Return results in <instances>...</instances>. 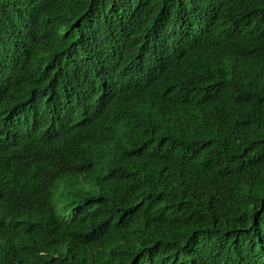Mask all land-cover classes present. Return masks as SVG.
<instances>
[{"label":"trees","instance_id":"trees-1","mask_svg":"<svg viewBox=\"0 0 264 264\" xmlns=\"http://www.w3.org/2000/svg\"><path fill=\"white\" fill-rule=\"evenodd\" d=\"M0 179V264H264V0H0Z\"/></svg>","mask_w":264,"mask_h":264},{"label":"clouds","instance_id":"clouds-1","mask_svg":"<svg viewBox=\"0 0 264 264\" xmlns=\"http://www.w3.org/2000/svg\"><path fill=\"white\" fill-rule=\"evenodd\" d=\"M114 48H117V46H115ZM114 50H116V49H114ZM114 52H115L116 56L118 57V59L122 62V64L120 66H118L117 68H115L111 74H109L108 76H106L103 79L106 81L102 80L103 81L102 85L97 87V84L95 83V81L92 82L91 87H89L90 83H88L87 85L86 84L84 85V90L87 89L88 87L95 90V92L90 96V98L100 99L104 95H107V92L109 90L114 89L113 86L117 87L119 83L126 84L127 87L129 85H131L130 82L132 81V79H134V78H132L134 76V70L131 71L132 69H130V66L127 63L125 64L124 61H127L126 57L122 56L118 51H114ZM88 76L89 75L86 72L85 79H87ZM41 81H44L45 83H47L42 78L38 82H41ZM48 87H49V84H47L45 88L47 89ZM47 95H48L47 97H43V99H41L40 101H35L37 99L34 98L33 101H31V105H32L31 108L33 110H35L36 112L42 113L43 115H49L52 118H56V115H53L52 113H48V111H47L48 108L52 109V111H58V112H62V111L67 110V112H70L69 114H72L71 116H77V118L82 115L81 112L79 114H75L74 107H76V106L68 103L64 98H62L60 96L61 95L60 93L55 95V93L52 92V93L47 94ZM53 98H55V99L52 100V102L49 104H42L39 106L38 105L36 106V104H34V103H42L43 101H50V99H53ZM26 102L19 100L18 105H22ZM84 182H85V179L82 180V183H84ZM63 190H64L63 188L57 189V192L59 193V195L63 194ZM44 263L45 262L37 263V264H44ZM46 263L47 264H65L67 262L59 263L57 261H49Z\"/></svg>","mask_w":264,"mask_h":264},{"label":"bare ground","instance_id":"bare-ground-1","mask_svg":"<svg viewBox=\"0 0 264 264\" xmlns=\"http://www.w3.org/2000/svg\"><path fill=\"white\" fill-rule=\"evenodd\" d=\"M181 20H182V19H181ZM177 24H178V23H177ZM179 28H180V27H179ZM94 30H95V29H94ZM177 31H178V30H177ZM80 40H81V39H80ZM153 40H154V39H153ZM196 40H197V39H196ZM151 41H152V40H150V42H151ZM153 42H154V41H153ZM191 42H192V41H191ZM193 42H194V41H193ZM193 42H192V43H193ZM195 42H196V41H195ZM80 43H82V42H80ZM151 43H152V42H151ZM151 43H149V45H151ZM192 43H191V44H192ZM156 45H158V44H156ZM159 45H160V44H159ZM189 45H190V44H189ZM93 46H94V45H93ZM190 46H191V45H190ZM90 47H91V46H89L88 48H90ZM157 47H158V46H157ZM161 47H162V45H161ZM85 48H86V47H85ZM151 48H152V47H151ZM73 49H74V48H73ZM93 49H94V47H93ZM157 49H158V48H157ZM71 50H72V49H71ZM76 50H77V49H76ZM82 50H83V49H82ZM87 50H88V49H87ZM91 50H92V49H91ZM75 52L78 53L77 51H75ZM75 52H73V53H75ZM81 52H82V56H83V52H84V51H81ZM88 52H89V51H88ZM70 53H71V51H70ZM90 53H91V52H90ZM73 55H74V54H73ZM78 55H79V54H78ZM143 55H144V54H143ZM71 56H72V55H71ZM80 56H81V55H80ZM82 56H81V58L84 57V56H83V57H82ZM156 56H157V55H156ZM159 56H160V54H159ZM76 57H77V56H76ZM140 57H141V56H140ZM145 57H147V56H145ZM154 57H155V56H154ZM67 58L70 59V57H67ZM74 58H75V57H74ZM74 58L72 57L71 59L73 60ZM81 58H80V59L78 58V59L81 60ZM86 58H87V57H86ZM90 58H91V57H90ZM94 58H95V57H94ZM138 58H139V57H138ZM142 58H144V57H142ZM155 58H156V57H155ZM155 58H154V59H155ZM69 59H68V60H69ZM74 60H75V59H74ZM91 60H92V58H91ZM91 60H90V61H91ZM69 61H70V60H69ZM76 61H77V60H75V62H76ZM83 61H84V59H83ZM90 61H89V62H90ZM135 61H136V60H135ZM142 61H144V60L142 59ZM147 61H148V60H147ZM64 62H65V61H63V63H64ZM70 62H71V61H70ZM72 62H73V61H72ZM86 62H88V59H87ZM89 62H88V64H90ZM144 62H145V61H144ZM144 62H143V64H144ZM159 62H160V61H159ZM164 62H165V61H164ZM60 63H61V61H60ZM68 63H69V62H68ZM78 63H79V62H78ZM78 63H75L74 66H76V64H78ZM84 63H85V62H84ZM166 63H167V62H166ZM65 64H66V63H65ZM73 64H74V63H73ZM86 64H87V63H86ZM86 64H85V65H86ZM152 64H153V63H152ZM155 64H156V61H155ZM155 64H154V65H155ZM63 65H64V64H63ZM70 65H72V64H70ZM70 65H69V68L71 67ZM79 65H80V63H79ZM85 65H84V66H85ZM141 65H142V64H141ZM154 65H153V66H154ZM54 66H57V65H54ZM66 66H67V65H66ZM66 66H65V67H66ZM74 66H73V67H74ZM87 66H89V65H87ZM87 66H85V67H87ZM93 66H94V65H93ZM93 66L91 65V67H93ZM135 66H136V65H135ZM138 66H139V65H138ZM157 66H158V65H157ZM73 67H72V69H73ZM159 67H161V65H160ZM159 67H158V68H159ZM66 68H67V67H66ZM69 68H68V70H70ZM78 68H79V67H78ZM82 68H84V67H81V70H83ZM88 68H89V67H88ZM93 68H94V67H93ZM93 68L91 69L92 71L95 69V68H94V69H93ZM134 68H135V67H134ZM134 68H132V69H134ZM150 68H152V67H150ZM84 69H85V68H84ZM89 69H90V68H89ZM138 69H139V68H138ZM85 70H87V69H85ZM136 70H137V69H136ZM148 70H149V69H148ZM151 70H152V69H151ZM157 70H158V69H157ZM157 70H156V71H157ZM66 71H67V70H66ZM71 71H72V70H71ZM71 71H70V73H71ZM83 71H84V70H83ZM88 71H89V70H88ZM94 71H95V70H94ZM96 71H97V69H96ZM145 71H146V70H145ZM145 71H144V72H145ZM64 72H65V71H64ZM73 72H75V71H73ZM80 72H81V71H80ZM153 72H154V71H153ZM157 72H158V71H157ZM157 72H156V73H157ZM77 73H78V72H77ZM84 73H86V72H84ZM87 73H88V72H87ZM147 73H150V72H147ZM61 74H63V73H61ZM68 74H69V72H68ZM73 74H74V73H73ZM89 74H90V73H89ZM92 74H93V73L91 72V74L87 77V79H85V82H84V83H83L82 80L79 81V84H80L79 89H80V90H81V88H80V87H81V83H82V86H83V84H86V85H87L88 83H90L89 87H91V84H92V82L94 81V79H95V75H96V74H95V75H92ZM141 74H142V73H141ZM143 74H145V73H143ZM143 74H142V75H143ZM70 75L72 76V73H71ZM70 75H69V76H70ZM80 75H81V74H80ZM65 76H66V75H65ZM78 77H81V76H78ZM145 77H147V76H145ZM61 78H64V80H65L66 77L63 76V77H61ZM73 78H74V77H73ZM81 78H82V77H81ZM84 78H85V77H84ZM84 78H82V79H84ZM138 78H140V77L138 76ZM149 78H150V77H149ZM69 79H70V77H69ZM69 79H68V80H69ZM140 79H141V78H140ZM140 79H139V80H140ZM72 80H73V79H72ZM72 80H71V82H72ZM77 80H78V79H77ZM99 80H100V79H99ZM141 80H143V79H141ZM81 81H82V82H81ZM67 82H68V81H67ZM71 82H70V83H71ZM75 83H76V82H75ZM77 83H78V82H77ZM136 83H137V82H135L134 84H136ZM139 83H140V82H139ZM141 83H142V81H141ZM73 84H74V83H73ZM137 84H138V83H137ZM5 85H6V84H5ZM62 85L66 86L65 81H63V79L61 80V82L59 83V85H58L56 88L52 89L48 94H50V93H52V92H54L55 95L58 94V93H59V89L61 88ZM100 85H102V82H98V83H97V86H100ZM72 86H73V85H72ZM74 87H75V86H74ZM2 88H3V87H2ZM4 88H5V87H4ZM82 88H83V87H82ZM75 89H76V88H75ZM75 89H74V90L72 89L70 92L68 91L67 96H70L72 99H80V100H82L81 102H79V103H77V104L75 105L76 107H82V106L84 105V102H86V103L88 102V100H89L88 98H89L92 94H87L86 96H84L83 93L75 92ZM2 90H4V89H2ZM2 90H1V91H2ZM65 90H66V89H64L63 91H60V94L62 95V93H63ZM77 90H78V89H77ZM83 90H84V88H83ZM83 90H82V92H83ZM116 90H117V89H116ZM116 90H114V89L109 90V91H111V92H110L111 94H108V92H107L108 98H111V97L117 92ZM79 92H80V91H79ZM84 94H85V93H84ZM61 95H60V96H61ZM47 96H48V95H46V97H47ZM104 97H105V96H104ZM104 97H102V98H104ZM53 99H54V98H53ZM53 99H50V101H46L47 104L51 103ZM83 99H85L84 102H83ZM106 99H107V98H106ZM40 100H41V98L38 99L37 101H40ZM86 100H87V101H86ZM101 100H103V99H101ZM147 102H148V101H147ZM98 103H99V102H98ZM98 103H97V104H98ZM138 103H139V102H138ZM138 103H137V105H138ZM34 104H37V103H34ZM103 104H105V103H103ZM131 104H132V103H131ZM131 104H129V105L131 106ZM144 104H148V103H144ZM144 104L142 105V108L144 109L143 106H145V109H146V105H144ZM132 105H133V104H132ZM135 105H136V104H134V107H135V108H138V107L140 106V104H139L138 106L136 105L137 107H136ZM102 106H103V105H102ZM130 106H128V107H130ZM31 107H32L31 104L26 105L24 110L28 112V110L31 109ZM96 107H97V106H96ZM96 107H95V108H96ZM99 107L101 108V106H99ZM99 107H98V108H99ZM128 107L125 106V108H128ZM131 107H133V106H131ZM134 107H133V109H135ZM123 108H124V106H123ZM20 109H21V108H20ZM21 110H22V109H21ZM49 110H51V109H48V111H49ZM98 110H99V109H98ZM119 110H123V109H119ZM124 110H127V109H124ZM124 110L122 111V113H125V112H126V111L124 112ZM136 110H137V111H138V110L140 111L139 108L136 109ZM141 110H142V109H141ZM92 111H93V110H92ZM92 111H91V112H92ZM134 111H135V110H134ZM143 111H144V110H143ZM19 112H20V111H19ZM19 112H18V113H19ZM91 112H88V114L91 113ZM93 112H95V111H93ZM127 112H128V111H127ZM129 112H130V110H129ZM129 112H128V113H129ZM131 112H132V110H131ZM16 113H17V111H16ZM48 113H53V115H57L56 117H59L60 119H62V118H63V119H64V118H68V117H70V116L72 115V114H69L70 112H65V111H62V112H58V111H50V112H48ZM96 113H97V111H96ZM96 113H94V114H96ZM120 113H121V112H120ZM22 114H24V112H23ZM27 114H28V113H27ZM27 114H26V115H27ZM129 114H131V113H129ZM86 115H87V112H86ZM125 115H126V114H125ZM88 116H90V115H88ZM88 116H87V117H88ZM91 116H92V115H91ZM91 116H90V118H91ZM126 116H127V115H126ZM13 117H14V116H13ZM22 117H23V116H22ZM24 117H25V116H24ZM122 117H123V118H126L124 115H123ZM16 119H17V118H16ZM19 119H20V118H19ZM21 119H22V118H21ZM9 120H11V119H9ZM25 120H26V119H25ZM19 121H20V120H19ZM23 121H24V120H23ZM59 121H61V120H59ZM8 122H9V121H8ZM17 122H18V121H17ZM17 122H16V123H17ZM20 122L22 123V121H20ZM24 122H25V121H24ZM6 123H7V122H6ZM58 123H59V122H58ZM62 123H63V122H62ZM83 123H84V122H83ZM7 124H8V123H7ZM13 124H14V122H13ZM18 124H19V123H18ZM22 124H24V123H22ZM59 124H60V123H59ZM16 125H17V124H16ZM19 125H20V124H19ZM33 125L35 126V124H33ZM57 125H58V124H57ZM61 125H62V124H61ZM10 126H11V125H10ZM22 126H23V125H22ZM63 126H65V125H63ZM63 126H61V127H63ZM12 127H13V126H12ZM17 127H18V126H17ZM29 127H32V125H30ZM55 127H56V126H55ZM59 127H60V126H59ZM61 127L59 128V130H58V128H56V130L59 131V133H60V130L62 129ZM15 128H16V127H14V129H15ZM34 128H35V127H34ZM8 129H9V127H8ZM12 129H13V128H12ZM14 129H13V130H14ZM30 129H31V128H30ZM9 130H11V129H9ZM15 130H16V129H15ZM56 130H55V131H56ZM17 131H18V130H17ZM55 131H54V132H55ZM16 133H17V132H16ZM57 133H58V132H57ZM13 134H14V133H13ZM22 134H23V133H22ZM14 135H15V134H14ZM20 135H21V134H20ZM24 135H25V134H24ZM52 135H53V137H54V136H56L57 134L55 135V134L52 133ZM52 135H51V136H52ZM10 136H12V135H10ZM22 136H23V135H22ZM22 136H19V137L21 138ZM48 136H49V135H48ZM48 136H47V137H48ZM14 137H15V136H14ZM10 138H11V137H10ZM17 139H18V138H16V140H17ZM8 140H9V142H10V139H8ZM8 140H7V141H8ZM13 140H14V138H13ZM5 142H6V141H5ZM12 143H13V142H12ZM12 143H9V144H12ZM3 146H4V145H3ZM5 146H6V145H5ZM46 147H48V146H46ZM50 147H51V146H50ZM42 148H44V147H42ZM40 149H41V148H40ZM41 150H42V149H41ZM45 150H48V149H45ZM50 150H51V149H50ZM38 151H39V150H38ZM41 152H42V151H41ZM47 152H48V151H47ZM39 153H40V152H39ZM44 153H46V151H45ZM49 153H50V151H49ZM42 155H44V154L42 153ZM50 155H51V154H50ZM52 155H53V154H52ZM42 157H43V156H42ZM43 158H44V157H43ZM44 160H45V159H44ZM9 167H10V166H9ZM11 167H12V166H11ZM11 170H13V169H11ZM4 171H5V170H4ZM4 171H3V172H4ZM9 172H10V171H9ZM12 172H13V171H12ZM14 172H15V171H14ZM6 173H7V172H6ZM10 173H11V172H10ZM10 173H9V174H10ZM2 174H3V173H2ZM5 176L9 177L7 174H6ZM11 176H12V175H11ZM65 178H66V177H65ZM65 178H64V180H67V178H66V179H65ZM5 179H7V178H5ZM5 179H4V180H5ZM8 179H10V178H8ZM13 179H14V177H13ZM0 180H2V179H0ZM70 180H71V179H70ZM70 180H69V181H70ZM6 181H8V180H6ZM10 181H11V179H10ZM10 181H8V182H10ZM67 181H68V180H67ZM1 182H2V181H1ZM3 182H4V181H3ZM3 182L0 183V184H2L1 186L4 187ZM63 182H65V181H63ZM11 183H12V182H11ZM65 183H66V182H65ZM65 183H63V184L65 185ZM7 184H8V183H7ZM7 184H6V185H7ZM9 184H10V183H9ZM69 184H70V183H69ZM69 184H68L67 186H69ZM6 185H5V186H6ZM58 185H59V184H58ZM60 185H61V184H60ZM65 186H66V185H65ZM0 202H1V201H0ZM94 205H95V204H94ZM88 206H89V204H88ZM88 206L86 207V209L89 208ZM91 208H92V207H91ZM76 209H77V208H76ZM76 209H75V210H76ZM84 210H85V208H84ZM87 210H88V209H87ZM87 210H86V211H87ZM89 210H90V209H89ZM76 211H77V210H76ZM76 211H75V212H76ZM81 211H83V210H81ZM44 213H46V211H45ZM47 214H48V212H47ZM44 215H45V214H44ZM44 215H43V216H44ZM44 217H46V216H44ZM46 218H47V217H46ZM48 218H49V217H48ZM48 218H47V219H48Z\"/></svg>","mask_w":264,"mask_h":264},{"label":"water","instance_id":"water-1","mask_svg":"<svg viewBox=\"0 0 264 264\" xmlns=\"http://www.w3.org/2000/svg\"><path fill=\"white\" fill-rule=\"evenodd\" d=\"M116 45H119L118 43ZM54 79H57V77H54V78H51L49 79L50 80H54ZM103 84V83H102ZM98 87V86H97ZM85 91V94H93L95 92V90L91 89V88H87L84 90ZM77 92V91H76ZM111 91H108V94H110ZM79 93V92H78ZM80 108L79 107H74V112L75 114H79L80 113ZM79 119L77 120V123H76V130L75 131H79L80 129V126H81V123H83L84 120L87 119V117L81 115L80 117H78ZM63 133H67V130H63ZM71 134L69 133V135L67 137H69Z\"/></svg>","mask_w":264,"mask_h":264}]
</instances>
